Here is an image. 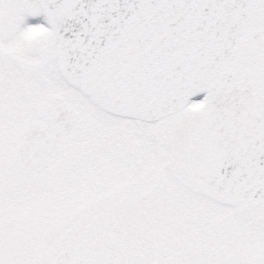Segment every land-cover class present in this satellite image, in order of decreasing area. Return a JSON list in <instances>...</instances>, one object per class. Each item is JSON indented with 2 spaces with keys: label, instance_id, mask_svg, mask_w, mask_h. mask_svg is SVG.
I'll return each instance as SVG.
<instances>
[{
  "label": "snow or ice",
  "instance_id": "snow-or-ice-1",
  "mask_svg": "<svg viewBox=\"0 0 264 264\" xmlns=\"http://www.w3.org/2000/svg\"><path fill=\"white\" fill-rule=\"evenodd\" d=\"M0 264H264V0H0Z\"/></svg>",
  "mask_w": 264,
  "mask_h": 264
}]
</instances>
